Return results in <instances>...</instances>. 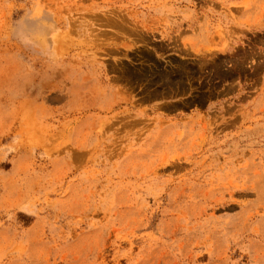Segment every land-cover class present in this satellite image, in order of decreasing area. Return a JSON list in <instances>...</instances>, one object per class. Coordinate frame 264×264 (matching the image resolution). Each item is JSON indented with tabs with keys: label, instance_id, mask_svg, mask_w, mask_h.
<instances>
[{
	"label": "rangeland",
	"instance_id": "rangeland-1",
	"mask_svg": "<svg viewBox=\"0 0 264 264\" xmlns=\"http://www.w3.org/2000/svg\"><path fill=\"white\" fill-rule=\"evenodd\" d=\"M0 264H264V0H0Z\"/></svg>",
	"mask_w": 264,
	"mask_h": 264
}]
</instances>
